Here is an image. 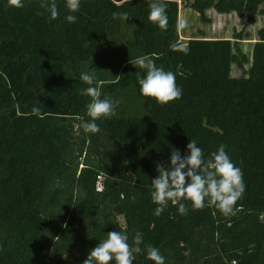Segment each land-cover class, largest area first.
Wrapping results in <instances>:
<instances>
[{"label": "trees", "instance_id": "1", "mask_svg": "<svg viewBox=\"0 0 264 264\" xmlns=\"http://www.w3.org/2000/svg\"><path fill=\"white\" fill-rule=\"evenodd\" d=\"M56 2L51 20L39 0L23 8L0 0V264H84L114 231L129 234L130 245L142 233L133 264H154L145 245L158 248L165 264H264V26L245 70L241 35L181 40L180 0H163L166 30L148 20L151 0H82L75 13ZM263 5L187 4L203 20L211 8L253 20ZM142 57L175 73L181 98L161 105L140 94L137 73L145 71L130 62ZM233 64L242 76L231 75ZM92 69L101 98L124 92L137 101L97 120L96 134L82 127L91 98L81 94L88 85L80 75ZM190 140L205 159L225 145L242 169L246 190L232 215L193 209L191 201L186 215L170 202L154 215L156 166H168L173 149L186 154Z\"/></svg>", "mask_w": 264, "mask_h": 264}, {"label": "clouds", "instance_id": "2", "mask_svg": "<svg viewBox=\"0 0 264 264\" xmlns=\"http://www.w3.org/2000/svg\"><path fill=\"white\" fill-rule=\"evenodd\" d=\"M40 7L49 13V18L55 20L59 16L56 0H39ZM82 0H64V6L70 13L79 11ZM10 6L23 8L25 0H8ZM167 5L163 0H151L149 4L148 20L160 29L166 30L168 26ZM116 14H114L115 18ZM119 18L128 20L127 13H120ZM77 17L69 14L65 20L74 23ZM189 27L186 19H178L176 31L181 32ZM172 50L187 53V45H170ZM135 67L145 71L143 76L137 73L140 94L154 99L157 103L165 105L182 96V89L176 83V75L158 67L155 62L142 57L131 61ZM88 87L81 90V94L91 98L87 105V115L91 119L82 123L86 133L100 132L97 120L111 118L116 115L118 102L111 98H101V91L96 81L95 69L82 72L80 75ZM32 113L39 114V108L33 107ZM225 145L210 154L205 159L203 150L197 146L196 141L190 140L187 144L186 154L173 149L170 155V164L164 166L157 164L158 175L152 179L151 200L157 207L154 215L159 216L168 206L169 202L176 205L180 215H186L188 209L185 201H191L193 209H203L205 206H215L224 216L233 214L237 201L243 197L246 185L243 180L242 169L234 164L225 150ZM143 243V235L136 232L133 244H129V234L123 231H114L107 234V238L90 250L84 264H133L134 253L140 252L139 245ZM146 258L154 264H165V257L160 250L151 245H145Z\"/></svg>", "mask_w": 264, "mask_h": 264}, {"label": "rangeland", "instance_id": "3", "mask_svg": "<svg viewBox=\"0 0 264 264\" xmlns=\"http://www.w3.org/2000/svg\"><path fill=\"white\" fill-rule=\"evenodd\" d=\"M194 0H180V17L179 19H186L189 27L180 32L182 41H188L193 38H228L235 41V37L241 35L238 47L248 57L249 62L245 64V70H248L252 61V49L257 40L258 30L264 26V5L261 6L259 12L253 20H248L247 14L240 15L236 12L219 13L214 8L206 11L207 19L203 20L200 14L187 6ZM130 38V34H127ZM103 53H97L93 59L95 63H99L102 59ZM244 74V69L239 68L236 64L232 66L233 77H240ZM109 82V81H108ZM113 101L118 102V109H123L122 104L137 103L134 98H127V93L119 92L114 96H110Z\"/></svg>", "mask_w": 264, "mask_h": 264}, {"label": "water", "instance_id": "4", "mask_svg": "<svg viewBox=\"0 0 264 264\" xmlns=\"http://www.w3.org/2000/svg\"><path fill=\"white\" fill-rule=\"evenodd\" d=\"M179 71L183 75H188V72L185 69H183L182 67L179 68Z\"/></svg>", "mask_w": 264, "mask_h": 264}]
</instances>
